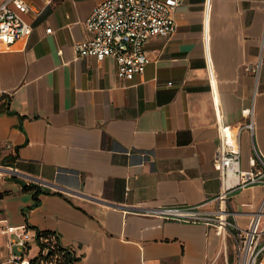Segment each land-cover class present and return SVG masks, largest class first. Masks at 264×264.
Returning <instances> with one entry per match:
<instances>
[{
	"label": "crops",
	"instance_id": "obj_1",
	"mask_svg": "<svg viewBox=\"0 0 264 264\" xmlns=\"http://www.w3.org/2000/svg\"><path fill=\"white\" fill-rule=\"evenodd\" d=\"M25 1L29 34L0 42V164L49 192L35 199L21 177L0 176V219L27 227L28 258L38 230L53 232L76 264H234L214 225L133 207L215 197L222 134L242 169L254 150L264 159V0H180L174 32L146 41L148 62L130 80L112 57L74 54L102 0ZM263 194L262 184L230 193L239 225ZM14 235L0 231V264H11Z\"/></svg>",
	"mask_w": 264,
	"mask_h": 264
},
{
	"label": "built area",
	"instance_id": "obj_2",
	"mask_svg": "<svg viewBox=\"0 0 264 264\" xmlns=\"http://www.w3.org/2000/svg\"><path fill=\"white\" fill-rule=\"evenodd\" d=\"M180 0H102L84 19L91 37L76 41L73 51L76 57L90 56L100 62L112 57L116 75L130 80L141 74L148 58L144 44L153 36L167 37L175 30L172 17L174 7ZM29 10L25 0H3L0 3V42L11 46L27 36L31 30L23 15ZM46 31H50L47 28ZM250 115V111H247ZM252 127L251 120L245 125ZM5 143V147H10ZM239 150L233 148L222 134L219 147V192L212 199L191 206L137 205L134 210L141 214L182 222H199L217 227L223 238L231 241L234 264H264V194L258 206L248 212L245 226L235 219L240 212L230 204V193L250 185L264 186V159L254 150L249 158L250 169L244 170L239 163ZM18 176L26 184L47 186L48 183L20 173L13 167L0 164V176ZM213 203V207H204ZM0 231L8 238V262L30 264L27 256L31 236L25 225L13 226L0 219ZM43 264V262H39Z\"/></svg>",
	"mask_w": 264,
	"mask_h": 264
},
{
	"label": "trees",
	"instance_id": "obj_3",
	"mask_svg": "<svg viewBox=\"0 0 264 264\" xmlns=\"http://www.w3.org/2000/svg\"><path fill=\"white\" fill-rule=\"evenodd\" d=\"M22 187L24 190L32 191L35 199L37 195L49 192L34 183L23 184ZM34 241L38 246V252L29 259L30 264H39L40 261L43 264H76L77 258L58 243L53 232L37 230L34 234Z\"/></svg>",
	"mask_w": 264,
	"mask_h": 264
}]
</instances>
